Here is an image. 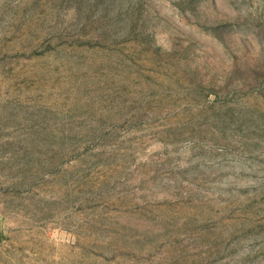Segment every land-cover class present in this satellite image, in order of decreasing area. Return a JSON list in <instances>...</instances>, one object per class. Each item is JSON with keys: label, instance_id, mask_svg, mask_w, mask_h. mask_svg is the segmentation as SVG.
<instances>
[{"label": "rangeland", "instance_id": "obj_1", "mask_svg": "<svg viewBox=\"0 0 264 264\" xmlns=\"http://www.w3.org/2000/svg\"><path fill=\"white\" fill-rule=\"evenodd\" d=\"M0 264H264V0H0Z\"/></svg>", "mask_w": 264, "mask_h": 264}]
</instances>
